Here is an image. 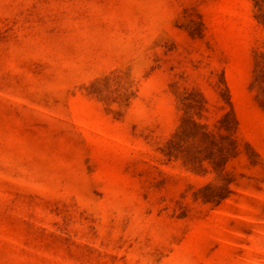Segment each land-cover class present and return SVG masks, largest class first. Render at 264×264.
<instances>
[{"label":"rangeland","instance_id":"obj_1","mask_svg":"<svg viewBox=\"0 0 264 264\" xmlns=\"http://www.w3.org/2000/svg\"><path fill=\"white\" fill-rule=\"evenodd\" d=\"M263 16L0 0V264H264Z\"/></svg>","mask_w":264,"mask_h":264},{"label":"trees","instance_id":"obj_2","mask_svg":"<svg viewBox=\"0 0 264 264\" xmlns=\"http://www.w3.org/2000/svg\"><path fill=\"white\" fill-rule=\"evenodd\" d=\"M257 2H259V1H257ZM261 20H262V22L264 23V16H263V17H261Z\"/></svg>","mask_w":264,"mask_h":264}]
</instances>
